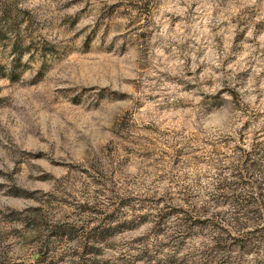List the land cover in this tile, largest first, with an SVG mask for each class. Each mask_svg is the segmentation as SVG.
<instances>
[{"label":"rangeland","instance_id":"rangeland-1","mask_svg":"<svg viewBox=\"0 0 264 264\" xmlns=\"http://www.w3.org/2000/svg\"><path fill=\"white\" fill-rule=\"evenodd\" d=\"M213 223L264 224V0H0V264H202Z\"/></svg>","mask_w":264,"mask_h":264},{"label":"trees","instance_id":"trees-1","mask_svg":"<svg viewBox=\"0 0 264 264\" xmlns=\"http://www.w3.org/2000/svg\"><path fill=\"white\" fill-rule=\"evenodd\" d=\"M245 163H246L245 161H242L241 170L245 169L250 173L249 167H247ZM254 165H257L255 161L252 162L251 166ZM235 184L236 183L234 184L227 183V187L231 189V187ZM258 187H261V185H259ZM238 202H242V203H238L237 205L232 204V206H235L234 207L235 211L234 214L229 216L230 220L228 222H230V224L233 227H235L237 231L241 232L242 230L248 229L247 223L251 219L244 212V210L245 211L248 210L247 209L248 207L247 204H249L248 199L241 198L240 200H238ZM187 203L189 205V210L187 211L182 210L180 212L185 213L187 215L193 214V216H191L192 218H195L196 215H201L202 212H207V213L210 212L209 211L210 207H208L210 201H207L202 207H197V205L192 202L191 203L187 202ZM245 203L247 204L245 205ZM235 214H239V216ZM214 216L218 217L219 215L214 214ZM223 218L224 217L220 219ZM174 227L177 228L178 225L176 224L174 225ZM211 228L213 229L214 234L211 236L210 240L214 244V246H207V249L205 251L212 253L209 254L207 253L206 258L202 260L203 262L202 264H264V224L258 229H255V231H248L244 233L245 235L243 236L242 239L244 244L240 246V249L242 251V256L238 258H235L228 254L229 250H226L227 245H225L227 244V242H225L226 239H224L223 236H221V233H218V229H220L221 227L213 223L211 225ZM220 252H222L223 255L219 257L218 255L221 254Z\"/></svg>","mask_w":264,"mask_h":264}]
</instances>
